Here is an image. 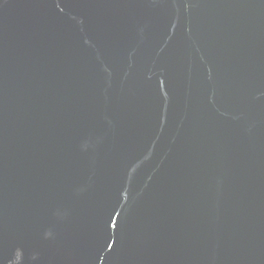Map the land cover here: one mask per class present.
<instances>
[{
  "label": "water",
  "instance_id": "95a60500",
  "mask_svg": "<svg viewBox=\"0 0 264 264\" xmlns=\"http://www.w3.org/2000/svg\"><path fill=\"white\" fill-rule=\"evenodd\" d=\"M224 3L0 0V264H149L164 244L240 264L192 241L176 207L210 184L199 164L228 43L208 15Z\"/></svg>",
  "mask_w": 264,
  "mask_h": 264
},
{
  "label": "bare ground",
  "instance_id": "6f19581e",
  "mask_svg": "<svg viewBox=\"0 0 264 264\" xmlns=\"http://www.w3.org/2000/svg\"><path fill=\"white\" fill-rule=\"evenodd\" d=\"M212 1L216 4L219 0ZM220 1L225 2L223 9L216 11L215 15L211 8L208 16L209 20L214 16L224 18L227 31L224 37L228 43L225 48L228 49L218 58L221 81L212 89L205 138L203 145L201 143L203 158L199 162L210 184H202L191 197L178 198L183 200L176 202V207H182L181 223L188 232L185 226L181 229L207 251L226 256L234 263L264 264V229L255 220L262 207L259 202L264 203V181L250 190L248 181H245V177L249 181L259 179L264 169H249L247 160H244L254 155L250 157L253 161L261 155V159H256L264 161V0H240V12L239 0ZM231 8L237 12V19L227 18ZM203 15L205 13L200 18L205 31L207 21L203 20ZM223 54L224 58L220 59ZM68 135L67 132L57 137L59 145L66 146V149L73 144ZM255 140L258 141L256 149L250 147ZM218 158L229 160L227 165L222 162L224 167L219 178L213 170ZM72 159L75 169L84 166L79 156ZM88 174L87 179L92 183L103 185L96 175ZM225 174L228 176L224 180ZM172 194L178 193L175 190ZM161 248V253H157V258L149 264H193L177 245L164 244Z\"/></svg>",
  "mask_w": 264,
  "mask_h": 264
}]
</instances>
